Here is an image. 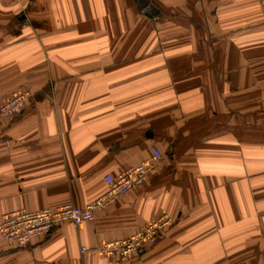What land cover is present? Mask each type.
I'll return each mask as SVG.
<instances>
[{
	"label": "crops",
	"instance_id": "1",
	"mask_svg": "<svg viewBox=\"0 0 264 264\" xmlns=\"http://www.w3.org/2000/svg\"><path fill=\"white\" fill-rule=\"evenodd\" d=\"M0 0V220L87 207L163 154L140 188L0 264H264V0ZM174 225L119 261L97 248L160 216ZM86 249V251H84Z\"/></svg>",
	"mask_w": 264,
	"mask_h": 264
},
{
	"label": "built area",
	"instance_id": "2",
	"mask_svg": "<svg viewBox=\"0 0 264 264\" xmlns=\"http://www.w3.org/2000/svg\"><path fill=\"white\" fill-rule=\"evenodd\" d=\"M31 96V93L25 90L12 93L1 103L0 116L12 118L21 114ZM162 159L163 154L153 148L150 157L141 164L126 169L116 177L106 176V191L85 209L67 204L58 209H43L31 213L16 210L7 213L0 220V236L8 245L26 249L36 239L48 238L62 224L71 223L73 226H79L86 221L93 222L98 211L110 208L130 191L142 187L157 170ZM174 223L175 220L170 215L164 214L132 236L106 242L99 246L97 251L121 262L126 261L132 256L144 254L146 249L155 245Z\"/></svg>",
	"mask_w": 264,
	"mask_h": 264
},
{
	"label": "water",
	"instance_id": "3",
	"mask_svg": "<svg viewBox=\"0 0 264 264\" xmlns=\"http://www.w3.org/2000/svg\"><path fill=\"white\" fill-rule=\"evenodd\" d=\"M151 0H139L140 7L144 9V7H147V10L152 13L154 11V7L152 4H150Z\"/></svg>",
	"mask_w": 264,
	"mask_h": 264
}]
</instances>
